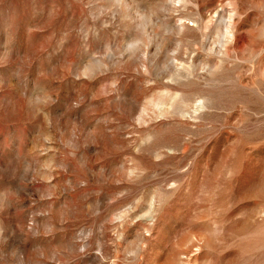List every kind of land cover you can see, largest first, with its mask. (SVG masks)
I'll list each match as a JSON object with an SVG mask.
<instances>
[{
  "label": "rangeland",
  "instance_id": "obj_1",
  "mask_svg": "<svg viewBox=\"0 0 264 264\" xmlns=\"http://www.w3.org/2000/svg\"><path fill=\"white\" fill-rule=\"evenodd\" d=\"M0 264H264V0H0Z\"/></svg>",
  "mask_w": 264,
  "mask_h": 264
}]
</instances>
